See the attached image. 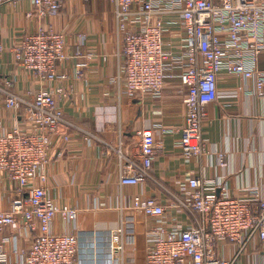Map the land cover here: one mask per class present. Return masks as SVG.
Returning a JSON list of instances; mask_svg holds the SVG:
<instances>
[{"label":"built area","instance_id":"built-area-1","mask_svg":"<svg viewBox=\"0 0 264 264\" xmlns=\"http://www.w3.org/2000/svg\"><path fill=\"white\" fill-rule=\"evenodd\" d=\"M11 0H0L3 3ZM43 20L57 15L63 0H30ZM115 8L120 44V78L131 97L159 95L168 77L180 78L184 90L186 120L179 145L187 158L206 151L201 136L209 104L218 94L223 72L256 79L264 94V0H110ZM1 20V17H0ZM74 53L68 49L67 30L39 27L14 45L19 66L33 74L40 86L18 93L11 78L0 82L7 108L17 113L14 126L0 133V171L16 184L17 194L6 210H0V264H78L79 209L57 204L50 195L47 166L53 136L64 142L74 122L60 104L72 91L69 75L59 64L91 54L83 50L87 35L80 33ZM5 47L0 43V53ZM105 58V57H104ZM82 70L77 76L82 77ZM76 126V125H75ZM140 154H124L121 183L144 184L151 177L157 139L153 131H137ZM63 155V150L58 152ZM185 184V185H184ZM181 192H172L165 203L156 196L137 194L132 207L153 219L145 264H238L254 238L264 241V195L238 198L217 193L215 183L199 176L185 179ZM185 211L193 224L173 225L175 213ZM60 215L73 227L55 232ZM20 221L31 237L21 249L18 235H5L7 226Z\"/></svg>","mask_w":264,"mask_h":264},{"label":"crops","instance_id":"crops-1","mask_svg":"<svg viewBox=\"0 0 264 264\" xmlns=\"http://www.w3.org/2000/svg\"><path fill=\"white\" fill-rule=\"evenodd\" d=\"M0 17V43L5 47L0 53V82L11 78L18 93L40 86L14 58L13 47L24 35L45 25L67 30L71 53L78 35H87L83 50L91 57H73L58 66L69 75L66 86L72 91L60 104L76 126L70 127L67 143L53 136L47 166V185L54 201L79 209L78 264H145L154 222L132 207L137 194L170 203L168 190L181 192L185 179L195 175L215 183L218 194L247 198L257 190L264 195V94L259 93L256 79L221 74L201 133L206 151L187 158L179 145L187 113L183 89L187 87L179 77L171 76L159 95L127 94L120 78V38L110 0H63L60 12L46 20L36 15L30 0H11L1 5ZM259 67L264 70V54ZM78 70L84 73L82 77L77 76ZM17 118L0 94V133L11 129ZM143 128L151 129L157 139L151 177L144 184L124 185L121 152L140 154L137 131ZM16 194V184L0 171V210L8 209ZM169 222L183 227L193 224L185 211L175 213ZM52 229L69 232L73 227L58 215ZM29 233L20 221L4 230L5 235L19 236L21 249L28 247L35 234ZM238 264H264V241L254 238Z\"/></svg>","mask_w":264,"mask_h":264}]
</instances>
